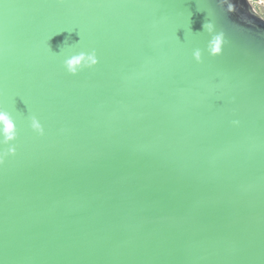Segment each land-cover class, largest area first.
I'll return each instance as SVG.
<instances>
[{
    "label": "water",
    "instance_id": "water-1",
    "mask_svg": "<svg viewBox=\"0 0 264 264\" xmlns=\"http://www.w3.org/2000/svg\"><path fill=\"white\" fill-rule=\"evenodd\" d=\"M253 1L0 0V264H264Z\"/></svg>",
    "mask_w": 264,
    "mask_h": 264
},
{
    "label": "clouds",
    "instance_id": "clouds-1",
    "mask_svg": "<svg viewBox=\"0 0 264 264\" xmlns=\"http://www.w3.org/2000/svg\"><path fill=\"white\" fill-rule=\"evenodd\" d=\"M202 27H205V25H203ZM207 27H209V29H211V25H208ZM66 42H67V40H65L63 45H65ZM213 44H214V47H213L212 51L214 53H218L220 51V39H219V37H217L213 41ZM62 46L60 48L59 53L62 50ZM69 46H71V45H69ZM59 53H56V54H59ZM193 56L195 59L199 60L200 59L199 50L194 51ZM96 63H97V60H96L94 52H91V53L80 52L79 54L71 55L70 57H68L64 60V65H65L66 69L72 74H77V72L82 67H85V66L91 67V66L95 65ZM30 127L35 132H37L39 135L44 134V129H43L42 125L40 124L39 120L35 116L30 117ZM0 134L3 135V138H4L3 143L9 144V145L16 138L14 121H13L11 115L8 112L4 111L2 108H0ZM15 153H16V151H15L14 146H10L8 148L7 153H0V165H2L4 163V160L7 156H10V155L14 156Z\"/></svg>",
    "mask_w": 264,
    "mask_h": 264
},
{
    "label": "rangeland",
    "instance_id": "rangeland-1",
    "mask_svg": "<svg viewBox=\"0 0 264 264\" xmlns=\"http://www.w3.org/2000/svg\"><path fill=\"white\" fill-rule=\"evenodd\" d=\"M252 6L257 14L264 19V0H254Z\"/></svg>",
    "mask_w": 264,
    "mask_h": 264
}]
</instances>
